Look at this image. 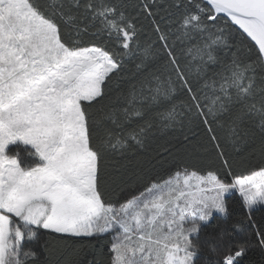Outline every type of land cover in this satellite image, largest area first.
<instances>
[{
	"label": "snow or ice",
	"instance_id": "snow-or-ice-1",
	"mask_svg": "<svg viewBox=\"0 0 264 264\" xmlns=\"http://www.w3.org/2000/svg\"><path fill=\"white\" fill-rule=\"evenodd\" d=\"M236 194L264 221V0H0V264H264Z\"/></svg>",
	"mask_w": 264,
	"mask_h": 264
},
{
	"label": "trees",
	"instance_id": "trees-1",
	"mask_svg": "<svg viewBox=\"0 0 264 264\" xmlns=\"http://www.w3.org/2000/svg\"><path fill=\"white\" fill-rule=\"evenodd\" d=\"M142 23L147 24V21H142ZM206 140L205 137L201 136V141ZM31 150V149H28ZM8 153L14 154L15 151H19L21 153L22 158V163L25 162V160L28 158L30 159L29 162L31 163H42V161H39L38 158L36 157H29L26 154L25 148L20 146V144L14 145L10 148H8ZM257 161L253 160L251 163L254 165ZM108 164H112L113 161H108ZM251 165L249 164H238L234 166V171L237 175L243 173L247 174L248 168ZM170 174L169 171L165 170V168H157L155 171L147 173L143 179L140 181L139 184H132L129 185L125 189V195H131V194H136L139 191H142L145 186L148 184L162 180L166 178ZM113 200H119L122 199V195L120 191H117L116 193L113 194L112 196ZM233 202V208H234V215L232 218V221L229 222L230 226L235 229V232L233 233V239L236 242H240L242 240H248L252 242L253 244L255 243L256 237L254 236L255 231H259L260 229L264 228V221L261 220V214L256 213L254 221L252 224H249V220L246 217L245 213L239 206V196L236 194L232 198ZM236 221H241L240 224H237ZM113 237L110 233L105 234L101 238L97 239H85L83 242V247H84V252L87 255L88 259L91 260L93 257H95L97 260H100L102 264H110V253H109V248L110 244L112 241ZM79 246V245H77ZM258 252V249L253 248L249 255H253L254 253ZM258 258V257H257Z\"/></svg>",
	"mask_w": 264,
	"mask_h": 264
},
{
	"label": "rangeland",
	"instance_id": "rangeland-1",
	"mask_svg": "<svg viewBox=\"0 0 264 264\" xmlns=\"http://www.w3.org/2000/svg\"><path fill=\"white\" fill-rule=\"evenodd\" d=\"M17 144H19V142L17 143ZM17 144H15V145H17ZM12 146H14V145H9V147L8 148H10V147H12ZM8 150V149H7ZM25 161H30V159H26ZM111 234V233H110ZM112 235V237H113V234H111Z\"/></svg>",
	"mask_w": 264,
	"mask_h": 264
}]
</instances>
